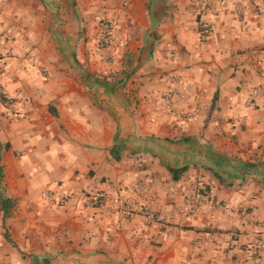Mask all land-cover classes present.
Instances as JSON below:
<instances>
[{"label": "crops", "instance_id": "crops-1", "mask_svg": "<svg viewBox=\"0 0 264 264\" xmlns=\"http://www.w3.org/2000/svg\"><path fill=\"white\" fill-rule=\"evenodd\" d=\"M0 34V264H264V0H0Z\"/></svg>", "mask_w": 264, "mask_h": 264}, {"label": "rangeland", "instance_id": "rangeland-1", "mask_svg": "<svg viewBox=\"0 0 264 264\" xmlns=\"http://www.w3.org/2000/svg\"><path fill=\"white\" fill-rule=\"evenodd\" d=\"M103 4H107L110 0H100ZM96 44L92 51V55L102 65L112 66L114 62V52L116 47V28L118 25V16L111 17L102 16L98 21ZM106 26V27H104ZM9 44L0 34V50H8ZM257 225V223H256ZM236 241L237 235L230 236ZM257 240V239H255Z\"/></svg>", "mask_w": 264, "mask_h": 264}, {"label": "built area", "instance_id": "built-area-1", "mask_svg": "<svg viewBox=\"0 0 264 264\" xmlns=\"http://www.w3.org/2000/svg\"><path fill=\"white\" fill-rule=\"evenodd\" d=\"M106 27V26H104ZM203 30H206L207 29V26L206 25H203ZM260 93V90L258 88L254 89L253 91V95L254 96H258ZM173 94L175 97H178L179 96V93L175 92H170L169 94H166L165 97H164V102H165V105H166V108L171 111L172 113H174L176 116L180 117V118H183V119H188L190 116L189 114L187 113H183V112H176L173 108H172V105H171V97L169 95ZM3 100H5L6 102H10V98L8 97V95H4L3 96ZM261 106L264 107V102L261 103ZM44 196H45V199L48 203L50 204H53L55 206H58V207H62L64 205V201L63 199H59L57 198L56 196H54L53 194L49 193V192H45L44 193ZM89 204L91 205L92 202H89ZM144 216L146 217V219H148L149 221H152L154 219V216L152 213H150L149 211H144ZM255 229L256 230H264V222L263 223H258L256 226H255ZM230 241L233 242L234 239L230 237ZM255 244L259 247H261L263 250H264V240L263 241H259V240H256L255 241Z\"/></svg>", "mask_w": 264, "mask_h": 264}, {"label": "trees", "instance_id": "trees-1", "mask_svg": "<svg viewBox=\"0 0 264 264\" xmlns=\"http://www.w3.org/2000/svg\"><path fill=\"white\" fill-rule=\"evenodd\" d=\"M171 143H173V141H169ZM115 150L118 151V149L114 146L112 149H111V156L112 158H114L115 160H118L119 157L118 155H116L115 153ZM170 172L172 173L173 175V180H176L177 178V175L181 174L182 172H184L186 170V168H180V169H177V170H172V169H169ZM0 182H1V171H0ZM1 184V183H0ZM1 188V187H0ZM14 207V202L9 199V198H6L4 196V193L3 191L0 189V210L2 211L3 213V224H4V221L7 217H9L10 215V212H11V209ZM5 237L7 238V236L5 235Z\"/></svg>", "mask_w": 264, "mask_h": 264}]
</instances>
